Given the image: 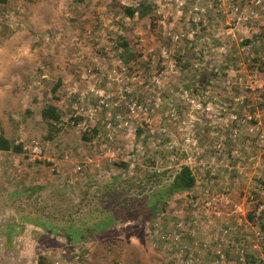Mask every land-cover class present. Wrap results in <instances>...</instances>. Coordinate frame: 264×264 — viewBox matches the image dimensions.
<instances>
[{
  "label": "rangeland",
  "instance_id": "obj_1",
  "mask_svg": "<svg viewBox=\"0 0 264 264\" xmlns=\"http://www.w3.org/2000/svg\"><path fill=\"white\" fill-rule=\"evenodd\" d=\"M256 1L0 0V135L23 146L0 151V264H178V249L162 238L178 225L194 234L179 246L224 237L225 224L212 228L204 210L194 212L221 192L227 203L210 211L229 227L223 264H264V0ZM141 3L151 7L146 17L124 15ZM250 9L256 17L244 21ZM123 44L137 56L128 66L118 58ZM189 50L203 54L200 63L192 56L194 68L221 66L224 57L233 65L208 83L192 79L173 61ZM48 105L62 114L57 129L42 120ZM33 142L41 159L30 155ZM151 161L172 174L189 166L196 183L150 223H121L78 243L24 223L50 215L54 188L77 204L86 182L101 189L136 167L151 170ZM27 187L35 192L24 194ZM57 218L61 228L76 220ZM211 250L196 264H214Z\"/></svg>",
  "mask_w": 264,
  "mask_h": 264
},
{
  "label": "trees",
  "instance_id": "obj_2",
  "mask_svg": "<svg viewBox=\"0 0 264 264\" xmlns=\"http://www.w3.org/2000/svg\"><path fill=\"white\" fill-rule=\"evenodd\" d=\"M150 11V5L141 3L138 7H125L124 15L127 18H133L136 15L139 18H144ZM240 42L239 46L241 47L249 44L248 40L243 41L241 39ZM122 47L123 50L118 55V58L124 65L128 66L137 56L129 50L126 44H123ZM202 55V52L196 55L195 52L192 53L189 50L182 54L178 53L174 55L173 61L181 73L187 74L186 72H193L192 79L206 83L213 78L224 75L223 69L227 70L232 64L231 58L228 57V60H226V57H224L220 62L221 66L214 65L210 67V63L207 62L206 66L202 67V69L194 68V64H191L192 56L196 57V60L200 63ZM221 67H223L222 71ZM56 92L57 87L52 89L53 94ZM61 116V112L54 105H48L41 111L42 120L51 129H57L56 127L60 123ZM74 121H79V118L74 119ZM92 133L97 136V128H94ZM139 133L140 131L138 135ZM88 135L86 132L82 135V138L87 141L91 140V137ZM22 148V144H14V142L0 135V151L19 154L22 152ZM154 165V162L151 161V170L146 171H140L139 167H136L134 171L137 173L133 177H123L122 174L110 177L103 181L101 189L97 182L91 181L89 184L86 182L85 186L79 189L77 204L67 203L63 200L62 197L66 193V190L61 191L58 188H54L51 191L54 202L47 208L50 215L46 216V218L43 214H39L40 217L38 218L25 216L24 223L34 224L53 236H56L57 232L62 231L61 234L65 238H69L72 243L92 239L121 223H150L161 209L169 205V202L175 196L190 193L196 183L195 176L189 166H179L175 173L172 174V171L169 170L152 168ZM113 166L123 169L125 173L129 170V164L126 162H114ZM139 172H143L141 176H139ZM164 177H166L165 181H163ZM37 189L44 191L47 188L46 186H39ZM34 192L35 189L30 187L24 189V194L26 195ZM17 194L22 195L23 192H17ZM83 207H86V211L82 214ZM58 214L69 217L74 215L76 216V220L72 221L69 219L70 223L61 228L53 222L64 220L57 218ZM252 218V216H249L250 220ZM7 229L13 230L15 228L8 224ZM44 259L43 257H39L38 264H45Z\"/></svg>",
  "mask_w": 264,
  "mask_h": 264
},
{
  "label": "built area",
  "instance_id": "obj_3",
  "mask_svg": "<svg viewBox=\"0 0 264 264\" xmlns=\"http://www.w3.org/2000/svg\"><path fill=\"white\" fill-rule=\"evenodd\" d=\"M256 5L260 4V0H257ZM233 12L235 14H240V10L238 7L233 8ZM242 14V13H241ZM240 14V15H241ZM253 16L256 17V14L254 10H249L246 12V14L242 15V19L244 21L248 20L249 18H252ZM178 40L179 36L174 35L172 36V39ZM30 155H32L34 158L41 159L43 150L41 146L37 142H33L29 148ZM79 169V168H78ZM213 183V180L211 181ZM207 201L204 202L203 205L198 206L196 205V208H194V212L198 213L201 210H204L201 212V216L204 218H207L209 220V223L211 224V227L214 228L216 227V224H222L224 226V229L219 227L220 230H222V233L224 234V237H218L214 236L211 240L210 243H201L194 241L188 246H179L178 240H181V237L184 235H189L190 237H193L194 234H191L184 230L181 229V226H176V228L169 230L166 236H164L162 239V243L164 246L166 245L165 243H171V246L174 247V249L177 251L178 249V255L180 259L177 261L178 264H196L199 262L200 257L202 255V252L208 251L211 247V253L215 257V262L214 264H223L225 261V253H226V248L230 246L231 242L228 241V232H229V227L226 226L227 222L224 221V219L221 217L220 213L218 212H211L210 208L215 205V203L218 200L223 201L224 203H227V194L225 192H221L219 197H214L213 195H207ZM201 216L196 215V218H200ZM259 236V234H256ZM225 252V253H224ZM177 254V253H176ZM185 258V262L182 261V259ZM242 263L245 264V260L243 257H240Z\"/></svg>",
  "mask_w": 264,
  "mask_h": 264
},
{
  "label": "crops",
  "instance_id": "obj_4",
  "mask_svg": "<svg viewBox=\"0 0 264 264\" xmlns=\"http://www.w3.org/2000/svg\"><path fill=\"white\" fill-rule=\"evenodd\" d=\"M230 261L233 259L231 256L229 257Z\"/></svg>",
  "mask_w": 264,
  "mask_h": 264
}]
</instances>
